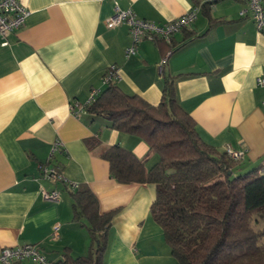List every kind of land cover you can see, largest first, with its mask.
Here are the masks:
<instances>
[{
	"label": "crops",
	"instance_id": "0c3cea01",
	"mask_svg": "<svg viewBox=\"0 0 264 264\" xmlns=\"http://www.w3.org/2000/svg\"><path fill=\"white\" fill-rule=\"evenodd\" d=\"M30 15L0 46V249L39 245L55 264L86 257L91 238L73 221L72 185H85L101 214L116 212L105 264H179L167 246L151 206L152 184H119L100 157L121 145L152 169L159 157L145 141L119 133L104 117L73 115L93 90H104L112 66L115 84L157 106L165 76L175 78L181 107L195 120L207 144L219 152L246 151L239 173L264 174V35L257 31L241 0H18ZM206 4V5H205ZM199 15L171 43L132 44L126 25L108 29L117 8L165 24L194 7ZM168 46L172 51L168 52ZM63 149L53 153L56 142ZM95 142L89 148L87 142ZM57 165L63 182L42 178L40 166ZM60 193L45 201L42 190ZM58 226V238L53 240Z\"/></svg>",
	"mask_w": 264,
	"mask_h": 264
},
{
	"label": "trees",
	"instance_id": "16d2710c",
	"mask_svg": "<svg viewBox=\"0 0 264 264\" xmlns=\"http://www.w3.org/2000/svg\"><path fill=\"white\" fill-rule=\"evenodd\" d=\"M86 109L104 116L119 133L141 138L159 157L147 170L144 160L119 144L100 154L119 184L155 185L151 214L179 264H264V229L251 227L253 217L264 213V174L259 169L239 173V162L204 142L178 101L174 77L165 76L157 106L114 83ZM74 190L73 221L87 229L90 252L76 259L66 254L59 264H105L116 212L101 214L89 187Z\"/></svg>",
	"mask_w": 264,
	"mask_h": 264
},
{
	"label": "built area",
	"instance_id": "2783aa9c",
	"mask_svg": "<svg viewBox=\"0 0 264 264\" xmlns=\"http://www.w3.org/2000/svg\"><path fill=\"white\" fill-rule=\"evenodd\" d=\"M227 1V0H211ZM247 8L240 12L241 17H246L248 13L256 25L257 31L264 35V0H241ZM200 12V7H194L185 15L165 24H156L148 20L138 18L132 11H124L119 8L115 10L112 17L106 20L108 29L126 25L132 38L131 46L126 50V58H130L137 53L138 46L143 41L156 42L158 40L171 43L174 36L194 24ZM30 15L29 10L20 4L18 0H0V46H9V37L19 31ZM120 79V68L112 66L104 76L103 84L108 86L118 82ZM260 85H264V79L259 80ZM100 90H93L89 101L85 105L75 103L72 106L73 115L80 117L87 113V106L90 105L99 95ZM63 144L58 141L54 144L53 153L62 150ZM225 152L228 157L235 162H241L246 156V151H237L228 147ZM42 178L52 182H63V175L57 165L40 166ZM76 188L78 185H72ZM45 201L59 202L60 193L57 191L48 192L42 190ZM58 229L54 228L53 240L58 238ZM0 264H54L42 252L39 245L26 244L16 247H3L0 249Z\"/></svg>",
	"mask_w": 264,
	"mask_h": 264
},
{
	"label": "rangeland",
	"instance_id": "374dc122",
	"mask_svg": "<svg viewBox=\"0 0 264 264\" xmlns=\"http://www.w3.org/2000/svg\"><path fill=\"white\" fill-rule=\"evenodd\" d=\"M251 227L255 230L264 229V213L260 211L253 219L251 220Z\"/></svg>",
	"mask_w": 264,
	"mask_h": 264
}]
</instances>
